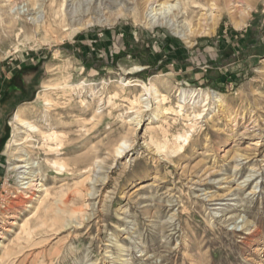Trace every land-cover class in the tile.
Instances as JSON below:
<instances>
[{"label":"rangeland","instance_id":"1","mask_svg":"<svg viewBox=\"0 0 264 264\" xmlns=\"http://www.w3.org/2000/svg\"><path fill=\"white\" fill-rule=\"evenodd\" d=\"M30 1L0 0V264H264V0H169L178 29L153 0ZM15 139L66 166L33 236Z\"/></svg>","mask_w":264,"mask_h":264},{"label":"bare ground","instance_id":"2","mask_svg":"<svg viewBox=\"0 0 264 264\" xmlns=\"http://www.w3.org/2000/svg\"><path fill=\"white\" fill-rule=\"evenodd\" d=\"M33 1L34 0H31L30 2L32 4H35ZM153 2L154 3H152L150 6V12L152 13V17L154 18V22L165 24V25L171 27L172 29H178L176 27L180 26L179 25L180 21H178V16H179L180 11H177L176 13H174V10L178 8V4L176 2L171 4L169 2V0H153ZM216 6H217L216 2L211 3V7H216ZM194 7H196V6H194ZM231 8H233V6H231ZM250 10H251V7L247 6L245 15L242 17L241 23H235L236 26H240L241 24L245 23L247 17L249 16ZM244 11H245V9H244ZM40 17L41 16L38 15V16H35L33 19H34V21H38V19H40ZM41 19H42V17H41ZM15 23H16V21H13V25H15ZM35 25H38V24H35ZM210 31H211L210 28H205L204 26L199 25L197 28H195L193 30L190 28L186 32L182 33L180 31V33H182L181 36H183L184 38L187 39V38H190V36H192L193 34H197V35L198 34H207ZM124 81H126V80H124ZM130 83H132V82L130 80H128V81H126L125 85L127 86V84H130ZM134 84L141 85V87L143 89L147 90V92H148V90H150L147 88V86L144 83L139 84L136 82ZM46 89H48V88H46ZM212 97H213L214 101H221L220 94L212 92ZM47 103H49V102H47ZM24 110L27 111L26 109H24ZM24 114L25 113L23 111L18 110L14 116L15 121L19 125L16 128L18 134L22 132L21 131V130H23L22 128H25L24 130L27 129V131H28V128H29V130L34 131V132L40 131L39 129H37V126L33 125L32 123H30L25 118ZM58 136L59 135L54 130H50L49 133L43 134V137L45 139H48V140L57 139ZM13 143H15L14 145L17 146L14 148L15 151L13 152L11 150L12 153H9V151H8V153H9V155H8L9 159L8 160L10 161V165H11L9 167V171L14 175V179H15V187H14V190L11 192L12 197L14 198L13 205L11 206V209L15 210V209H17L16 207L20 206L23 209L28 210V208L31 207L30 212L35 217L33 218L32 222L27 220L26 219L27 217H26L24 219L23 223L20 225V230H22L25 233H29V234L32 233V236H33L35 229L37 228L36 227L37 225L41 226V228L44 226H47V223L49 222V220H51L50 218L54 219L56 217L57 218L59 217L58 212L61 210L60 206H58L56 208V210H54L53 213L48 211V210L47 211L43 210V207L45 206L46 198H44V196H42V193L44 195H49L50 193H47L45 187H43L44 185L41 183V178L43 176L41 174L42 169H43L42 167H44V166H47L48 168L53 167L54 171L59 174V173H61L62 170H64V167L66 168V166L63 163V161H60L61 159L60 160L54 159V160L45 162L44 165L37 164L38 166H36L34 164L33 159H31L29 157L28 151H26V149L21 146V144H22L21 140L15 139V142L13 141ZM61 143H62L61 141H59V143H57V144L55 143L57 146L55 149H54L55 145L53 146L51 144L46 143L45 145L48 148L46 150L47 155L49 153H54L55 155L59 154L61 149L59 150L58 147L61 145ZM119 147H118V149H119ZM117 152L119 153L120 151L118 150ZM74 163H75V160L73 161V164L72 163L71 164L74 166ZM36 192L41 193V194H37ZM50 197H54V196L51 195ZM13 216H14V214L10 213V215L5 216V219L9 218V217H13ZM11 223L14 224L15 221L11 220ZM28 230H29V232H28ZM7 247L8 246H6V244L0 243V249L3 250V252H4V250H7Z\"/></svg>","mask_w":264,"mask_h":264}]
</instances>
